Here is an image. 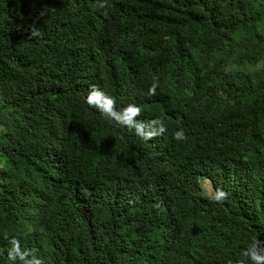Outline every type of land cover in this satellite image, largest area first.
Returning <instances> with one entry per match:
<instances>
[{"label":"trees","instance_id":"obj_1","mask_svg":"<svg viewBox=\"0 0 264 264\" xmlns=\"http://www.w3.org/2000/svg\"><path fill=\"white\" fill-rule=\"evenodd\" d=\"M12 239L43 264L264 255V0H0V264Z\"/></svg>","mask_w":264,"mask_h":264},{"label":"clouds","instance_id":"obj_2","mask_svg":"<svg viewBox=\"0 0 264 264\" xmlns=\"http://www.w3.org/2000/svg\"><path fill=\"white\" fill-rule=\"evenodd\" d=\"M157 84H153L149 89L150 95H155ZM102 101V102H101ZM86 104L91 108H96L102 116L115 121L117 124L127 127L130 130H134L135 134L142 139H152L158 135H162L166 128L163 121L153 120L149 124L144 122L136 121L135 117L140 114V108L135 105H129L128 107L117 111L115 104L116 101L113 97L106 95L97 86L93 85L85 98ZM149 130L146 131L145 129ZM174 139L183 140L185 139V134L183 131H177L174 133ZM207 180V179H206ZM209 181V180H208ZM229 193L220 189L217 190L214 200L216 202H223L228 198ZM260 241L254 239L251 242V249L257 248L260 245ZM11 247L8 251L9 260L16 261L19 260L21 264H43V261L34 255L33 250H22L20 247L19 240H10ZM244 257H249L251 264H264V255H259L255 251L244 250ZM31 257V258H29Z\"/></svg>","mask_w":264,"mask_h":264},{"label":"rangeland","instance_id":"obj_3","mask_svg":"<svg viewBox=\"0 0 264 264\" xmlns=\"http://www.w3.org/2000/svg\"><path fill=\"white\" fill-rule=\"evenodd\" d=\"M201 188H202V191L204 192V194H206L208 196L213 195V193H212L213 188H212L211 183L208 180L204 179L201 181Z\"/></svg>","mask_w":264,"mask_h":264}]
</instances>
